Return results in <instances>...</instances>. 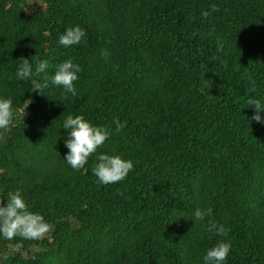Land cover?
Wrapping results in <instances>:
<instances>
[{
    "label": "trees",
    "instance_id": "16d2710c",
    "mask_svg": "<svg viewBox=\"0 0 264 264\" xmlns=\"http://www.w3.org/2000/svg\"><path fill=\"white\" fill-rule=\"evenodd\" d=\"M39 2L0 0V97L14 110L0 129V205L19 191L52 227L35 241L0 238V264H202L221 240L224 264H264V125L245 103L264 107V0ZM72 26L81 42L58 45ZM20 57L48 67L17 80ZM66 59L80 67L76 97L31 90ZM69 114L110 131L97 153L133 162L123 181H97L96 153L67 165Z\"/></svg>",
    "mask_w": 264,
    "mask_h": 264
},
{
    "label": "clouds",
    "instance_id": "9594fccd",
    "mask_svg": "<svg viewBox=\"0 0 264 264\" xmlns=\"http://www.w3.org/2000/svg\"><path fill=\"white\" fill-rule=\"evenodd\" d=\"M204 14L206 15V13ZM84 35L83 29L79 26L66 27L58 35L57 44L64 48H69L80 43ZM30 57L19 58L20 63L15 71L17 80L31 79L33 70L36 73H41L48 67L47 61L32 62ZM79 71V65L73 63L70 59H66L55 66L50 76L46 74L42 83L33 81L35 86L31 90L35 89L40 94L41 88H47L51 84L53 87L61 88L63 93L76 97L73 82L78 79L77 73ZM253 90L254 86L250 91ZM29 102V100H26L25 107ZM245 103L248 108L253 109L250 120L264 125V115H261L264 113V107H262L259 99L255 96H249L246 98ZM23 114L20 115V120ZM13 119L14 110L11 98L0 97V129L9 126ZM123 126V122L114 121L116 132H119ZM60 128L67 132V138L63 140L67 149L63 160L72 170L83 168L93 153H96V163L92 168V173L100 184H112L123 181L132 170L133 162L129 159H124L120 155L97 153V148L103 145L110 136V131L105 127L92 125L80 114L75 116L69 114L63 120ZM211 216L212 209L207 207L195 209L191 218L192 221L203 223L206 217L210 218ZM51 227L41 214L29 211L19 191L12 192L6 202L0 205V238L2 239L11 240L15 236L24 240L35 241L49 233ZM207 227L210 232L214 231L218 235H226L224 227L217 225L215 222L209 223ZM230 249L231 244L227 240L216 242L203 254L201 258L202 264H224Z\"/></svg>",
    "mask_w": 264,
    "mask_h": 264
},
{
    "label": "rangeland",
    "instance_id": "374dc122",
    "mask_svg": "<svg viewBox=\"0 0 264 264\" xmlns=\"http://www.w3.org/2000/svg\"><path fill=\"white\" fill-rule=\"evenodd\" d=\"M39 0H20V4L26 11H31L39 4ZM33 250V249H32ZM14 253V254H22L23 256H27L26 252L21 251L18 247L11 246L10 250L7 253Z\"/></svg>",
    "mask_w": 264,
    "mask_h": 264
}]
</instances>
